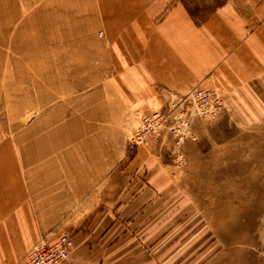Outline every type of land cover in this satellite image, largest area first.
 <instances>
[{
  "label": "crops",
  "instance_id": "0c3cea01",
  "mask_svg": "<svg viewBox=\"0 0 264 264\" xmlns=\"http://www.w3.org/2000/svg\"><path fill=\"white\" fill-rule=\"evenodd\" d=\"M116 3L121 21L111 26L132 22L112 47L121 70L105 88L107 97L97 91L90 100L100 98L128 118L195 87L219 86L236 112L254 109L259 95L264 101L258 7L224 0L197 13L175 0L131 18L127 0ZM97 7L104 15L99 0ZM72 137L74 146L56 153L68 139L44 135L42 155L33 148L25 162L13 151V172L0 173V264H20L39 239L55 240L67 223L74 224L67 231L75 249L65 264H163L164 239L186 238L195 222L178 161L187 159L188 142L176 149L163 135L132 149L122 136ZM67 207L74 213L68 216Z\"/></svg>",
  "mask_w": 264,
  "mask_h": 264
},
{
  "label": "rangeland",
  "instance_id": "374dc122",
  "mask_svg": "<svg viewBox=\"0 0 264 264\" xmlns=\"http://www.w3.org/2000/svg\"><path fill=\"white\" fill-rule=\"evenodd\" d=\"M174 1L127 0L126 12L136 18L140 8ZM180 1L206 13L224 0ZM236 1L258 7L264 16V0ZM99 2L104 15L98 0H0V173L13 172V151L25 162L33 148L42 155L44 135L68 139L56 153L73 147L74 135L122 136L130 144L142 116L152 110L128 118L100 98L89 99L97 91L107 97L105 88L121 70L112 47L121 40L123 24L128 29L132 23L112 27L121 21L122 6ZM211 90L224 103L214 119L192 118L189 135L178 145L164 129L144 143L167 135L176 149L189 144L187 159L178 161L195 222L186 238L164 239L163 264H264V101L259 95L256 102L252 98L254 109L236 112L219 86ZM185 95L155 110H167ZM74 209L67 207V215ZM73 226L65 224L63 232Z\"/></svg>",
  "mask_w": 264,
  "mask_h": 264
},
{
  "label": "built area",
  "instance_id": "2783aa9c",
  "mask_svg": "<svg viewBox=\"0 0 264 264\" xmlns=\"http://www.w3.org/2000/svg\"><path fill=\"white\" fill-rule=\"evenodd\" d=\"M223 107L216 91L195 87L167 110H151L142 116L129 142L134 147L142 146L155 132L164 129L178 145L189 135L192 118L214 119ZM74 249L71 235L61 232L53 242L40 239L20 264H65Z\"/></svg>",
  "mask_w": 264,
  "mask_h": 264
},
{
  "label": "bare ground",
  "instance_id": "6f19581e",
  "mask_svg": "<svg viewBox=\"0 0 264 264\" xmlns=\"http://www.w3.org/2000/svg\"><path fill=\"white\" fill-rule=\"evenodd\" d=\"M31 43H32V42H31ZM0 166H2V165H0ZM4 166H5V165H4ZM11 166H12V165H11ZM11 166H10V167H11ZM1 168H2V167H1Z\"/></svg>",
  "mask_w": 264,
  "mask_h": 264
}]
</instances>
